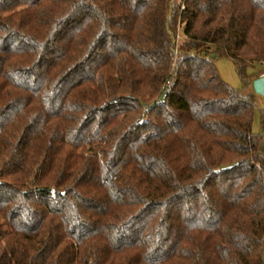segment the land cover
<instances>
[{"label": "trees", "instance_id": "1", "mask_svg": "<svg viewBox=\"0 0 264 264\" xmlns=\"http://www.w3.org/2000/svg\"><path fill=\"white\" fill-rule=\"evenodd\" d=\"M220 57L264 76V0H0V264H264Z\"/></svg>", "mask_w": 264, "mask_h": 264}, {"label": "rangeland", "instance_id": "2", "mask_svg": "<svg viewBox=\"0 0 264 264\" xmlns=\"http://www.w3.org/2000/svg\"><path fill=\"white\" fill-rule=\"evenodd\" d=\"M214 64L219 77L228 86L234 89L244 90V92L253 93V101L255 104V109L253 113L251 128L253 133H259L260 131L259 112L262 108H264V97L254 93L252 88V82L250 84H245L243 82L241 77L238 75L237 70L235 68V64L233 63L232 60L228 58L220 57V58H216ZM260 68H261L260 64H254L253 66H249L248 68H246L245 71L247 74H251L255 71H258V69Z\"/></svg>", "mask_w": 264, "mask_h": 264}, {"label": "water", "instance_id": "3", "mask_svg": "<svg viewBox=\"0 0 264 264\" xmlns=\"http://www.w3.org/2000/svg\"><path fill=\"white\" fill-rule=\"evenodd\" d=\"M174 0H171L173 3ZM252 88L254 93L264 97V76H260L252 81Z\"/></svg>", "mask_w": 264, "mask_h": 264}]
</instances>
